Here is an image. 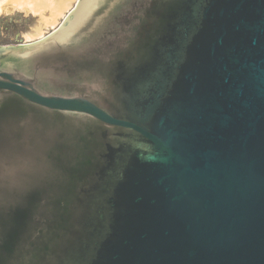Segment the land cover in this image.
Returning <instances> with one entry per match:
<instances>
[{
  "label": "water",
  "instance_id": "1",
  "mask_svg": "<svg viewBox=\"0 0 264 264\" xmlns=\"http://www.w3.org/2000/svg\"><path fill=\"white\" fill-rule=\"evenodd\" d=\"M0 264H264V0H77L0 48Z\"/></svg>",
  "mask_w": 264,
  "mask_h": 264
},
{
  "label": "rangeland",
  "instance_id": "2",
  "mask_svg": "<svg viewBox=\"0 0 264 264\" xmlns=\"http://www.w3.org/2000/svg\"><path fill=\"white\" fill-rule=\"evenodd\" d=\"M76 2L77 0H71L69 7L64 11L62 16L58 18L57 22L52 27H42L39 35L37 30L41 20L38 15L31 13L26 14L19 10L2 13V15H0V48H7L9 45L16 46L18 43H28L43 37L62 21L65 15L74 7Z\"/></svg>",
  "mask_w": 264,
  "mask_h": 264
},
{
  "label": "bare ground",
  "instance_id": "3",
  "mask_svg": "<svg viewBox=\"0 0 264 264\" xmlns=\"http://www.w3.org/2000/svg\"><path fill=\"white\" fill-rule=\"evenodd\" d=\"M70 2L71 0H0V15L13 10L38 15L41 20L37 30L39 35L42 27H52L57 22Z\"/></svg>",
  "mask_w": 264,
  "mask_h": 264
}]
</instances>
